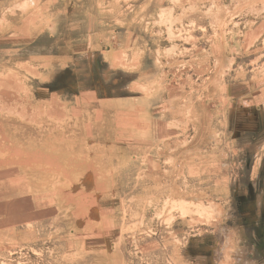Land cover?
<instances>
[{"label":"rangeland","instance_id":"1","mask_svg":"<svg viewBox=\"0 0 264 264\" xmlns=\"http://www.w3.org/2000/svg\"><path fill=\"white\" fill-rule=\"evenodd\" d=\"M0 264H264V0H0Z\"/></svg>","mask_w":264,"mask_h":264},{"label":"bare ground","instance_id":"2","mask_svg":"<svg viewBox=\"0 0 264 264\" xmlns=\"http://www.w3.org/2000/svg\"><path fill=\"white\" fill-rule=\"evenodd\" d=\"M217 36V35H216ZM11 121V120H10ZM5 140V139H4ZM9 150V149H8ZM21 150V149H20ZM9 151H11V150H9ZM22 151V150H21ZM3 152V151H2ZM11 154V153H10ZM14 154V153H13ZM18 154V156H20V157H22V162H24V163H29V164H37V167H35V168H38V166H42L43 167V165H42V163H44V165H45V163H47L48 165H54L55 163H57V161H55V157L53 158L51 155H41V153L40 154H35V155H28V156H23L22 155V152H18L17 153ZM9 156V155H8ZM5 157V156H4ZM9 158V157H8ZM57 160V159H56ZM2 161V160H1ZM21 161V160H20ZM60 162V161H59ZM58 162V163H59ZM8 164V163H7ZM9 165V164H8ZM20 165H22V164H20ZM26 165V164H25ZM47 165V166H48ZM60 165V164H59ZM51 166V167H52ZM55 166H56V164H55ZM58 166V165H57ZM60 167V166H59ZM44 168V167H43ZM17 169V168H16ZM51 169V168H50ZM59 169V168H58ZM38 170V169H37ZM60 172V171H59ZM64 174V173H63ZM65 176V175H64ZM14 183V182H13ZM15 184V183H14ZM29 185V184H28ZM61 188V187H60ZM64 188V187H63ZM30 192V191H29ZM63 192V191H62ZM29 194V193H28ZM83 205V204H82Z\"/></svg>","mask_w":264,"mask_h":264}]
</instances>
